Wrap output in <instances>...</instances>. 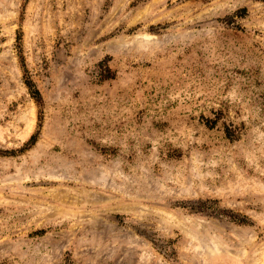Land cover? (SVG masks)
<instances>
[{
  "label": "rangeland",
  "instance_id": "obj_1",
  "mask_svg": "<svg viewBox=\"0 0 264 264\" xmlns=\"http://www.w3.org/2000/svg\"><path fill=\"white\" fill-rule=\"evenodd\" d=\"M0 264H264V0H0Z\"/></svg>",
  "mask_w": 264,
  "mask_h": 264
}]
</instances>
